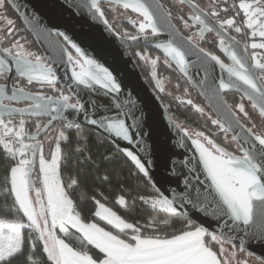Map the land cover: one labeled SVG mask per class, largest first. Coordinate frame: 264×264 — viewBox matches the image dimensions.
<instances>
[{
    "label": "snow or ice",
    "instance_id": "6c2138e0",
    "mask_svg": "<svg viewBox=\"0 0 264 264\" xmlns=\"http://www.w3.org/2000/svg\"><path fill=\"white\" fill-rule=\"evenodd\" d=\"M117 3H122L125 9L130 8L143 17L139 21L141 33L151 29L153 35L157 34L160 31L159 22L167 21L171 16V12L159 13L162 6L158 4L153 6L146 3V0H117ZM179 3H187L190 6L192 13L188 19L200 26L197 35L202 37L204 32L214 30L205 18L209 16L219 18L220 13L216 10L218 5L215 0L207 11L195 0H179ZM9 7L19 11L15 0H0V22L5 25L0 31L11 35L15 21L6 16ZM91 7L100 16L104 15L98 0H92ZM238 7L244 17L242 25L238 26L234 18L218 19L219 28L225 31L232 28L237 33L247 28L253 40L250 47L253 50L264 49V0H250V2L240 0ZM236 14L240 15V12ZM178 19L186 27L192 26L183 16ZM132 23L135 24L136 21ZM257 37L261 42H255ZM129 38L135 40L137 37ZM65 40L75 49V58L66 49H62V52L67 54L68 61L73 65L72 77L77 85L92 87L95 84L111 93L120 92V85L107 68L94 59L86 57L84 52L67 37ZM191 40L192 37H189V43ZM232 40L236 42L235 37H232ZM220 46L232 60L231 65H225L216 55L204 53L229 74L227 82L220 80L218 89L242 90L248 99L253 101V107L259 106L260 115L264 117V57L253 51L252 65L249 66L244 57L238 55L231 46L225 45L223 37L220 39ZM157 47L162 48L181 71L185 70L186 51L173 41L158 44ZM199 51L204 52L203 49ZM0 52L4 54L0 56V75L11 71L6 59L10 57L16 73L20 77H26L28 83L35 80L55 85L56 75L52 67L43 63L39 56L29 59L32 54L23 50L19 40L14 41L9 47L0 49ZM152 63L155 64L156 61L153 60ZM253 69H258L259 72ZM218 89H213L215 95H218ZM69 91H72L71 86ZM18 94L32 100L33 103L28 109H8L7 106L0 104V117L5 111L11 115L12 112L23 113L30 110L35 115L56 113L52 115V120H55L67 109L76 112L87 111L85 104L79 98L72 103L70 102L72 96L64 94L63 91L58 97L53 98L40 93H25L24 88L13 86L12 96L8 98L16 99ZM5 96V87L0 85V99ZM187 102L192 103L191 100ZM121 107L120 104L116 105L117 109ZM237 107L240 112L248 116L243 104ZM197 111L203 112V109L197 107ZM128 115L129 112L119 111L114 116L102 114L99 118L90 119L89 123L131 143L134 139L132 129L136 125H129L126 119L122 118ZM212 123L219 125L225 133L230 131L233 125L241 129L243 136L240 133L232 136V140L237 143L239 155L217 144L213 139L205 136L204 132L197 131L189 135L188 130L183 129L199 156L195 163L191 160L182 163L186 165L191 163L190 173L197 172L198 165H202L203 172L211 181L209 188L212 191L209 192L207 188L201 191L197 185L203 182L197 175L194 176L195 183L185 177L184 190L178 196L174 193L171 199L159 193V190L153 196H140L139 199L145 204L150 203L153 210L165 214L163 219L157 220L154 216L141 223L139 220L130 222L118 215L95 195L88 197L94 202V211L91 217L86 219L72 198V189L78 186V181L72 178L65 185L60 175L61 142H67L69 137L63 131L59 133L54 141L55 149L50 153L51 159L48 160L44 155L43 144L37 138L41 131L39 123L35 125V134L28 136L33 142L26 143L23 119L16 125L11 119L5 121L0 118V146L15 160L5 178L4 192L13 199L11 211L14 217L0 218V264H12L14 259L23 255L26 241L30 251L28 261L32 260L38 242L42 246L43 254L46 255L47 264H247V261L237 259L235 245L232 251L225 247L226 244L231 243V236L222 231L219 234L216 231H209L191 219H186L183 228L173 232L171 236L155 234L161 225L170 228L172 218L184 215L181 209L187 205L196 206L200 211L211 214L217 219L227 217L232 224L229 225L225 221L224 226L230 230L240 228L242 224L246 233L249 228L264 233V133H256L252 127L245 128L235 118H232V122L227 127L219 120H213ZM66 127L78 129L79 125L70 121ZM44 128L47 135V131L51 129V121ZM124 151L139 171L148 177L149 172L142 159L133 151L127 149ZM104 180L107 181L108 177L105 176ZM84 198L82 196V199ZM116 203L125 205V198L118 197ZM146 229H151L153 234H145ZM33 235L35 240L32 239ZM72 239H75L77 246L70 242ZM213 244L219 246L218 250L213 249ZM93 249L98 255L92 254ZM239 252H244L243 242Z\"/></svg>",
    "mask_w": 264,
    "mask_h": 264
},
{
    "label": "water",
    "instance_id": "95a60500",
    "mask_svg": "<svg viewBox=\"0 0 264 264\" xmlns=\"http://www.w3.org/2000/svg\"><path fill=\"white\" fill-rule=\"evenodd\" d=\"M102 2L123 5L117 3V0H98L100 8ZM15 3L19 11L17 12L13 8L14 11L32 34L56 75L55 84L64 87L74 99L79 98L85 104L87 111L76 112L67 109L61 115H58L55 120H52V115H56V113L35 115L30 110H26L23 113L12 112L9 115L8 111H5L0 118L14 115L33 118L48 117L49 120L45 125H48L51 121V127L57 121H71L74 124L99 132L120 148L124 154V150L127 149L138 155L148 169L149 176L146 178L156 190H159V193H163L170 199L174 193L178 196L184 190L185 177L195 183L194 176L198 175L200 181L203 182L197 185L201 188V191L203 192L206 188L209 192L212 191L209 188L211 181L203 172L202 165H198L197 172L190 173L191 163L187 165L182 163L190 160L195 163L199 153L192 144L191 139L185 136L183 131L185 128L176 121L164 105L158 92L160 90L158 77L154 74L156 85V88H154L143 75L130 50V46L146 45L157 49L196 89L216 119L223 123L225 127L232 122V118H235L245 128H248L249 126L239 118L237 112L226 100L225 91H237L244 96L246 95L242 90L236 88L218 89L220 80L223 79L227 82L229 74L216 61L205 56L204 53L209 52L193 40L189 43V37L178 28L172 17H168L167 21L161 20L159 22L160 31L157 34L153 35L151 31L147 33L139 31L140 33L136 35L137 38L133 40L121 35L107 20L105 14L100 16L91 7L92 0H15ZM146 3L153 6L161 5L159 13H168L160 0H146ZM205 19L214 31L229 41L232 49L237 52L239 45L224 30L220 29L211 18ZM60 33H63V35H60ZM65 37L76 44L86 57L94 59L112 73L116 82L120 85L121 90L119 93L108 92L95 84L92 87L76 84L72 77L73 65L68 61L67 54L62 52V49H66L74 57L70 50L71 45L68 44ZM169 41H173L182 50L186 51L187 66L184 71H181L176 62L168 57L162 48L157 47L158 44H166ZM71 49L75 53V49ZM200 49H203L204 52H200ZM1 54L2 52H0V56L4 55ZM241 54L245 58L246 64L251 66L252 63L245 48L241 51ZM6 59L11 61L9 57H6ZM221 61L228 65L223 60ZM253 71L258 72L259 70L253 69ZM3 86L6 93L4 98H6L8 93H12L13 87L10 86V82ZM69 86H71L72 91H69ZM214 88L218 89V95L214 94ZM25 93L32 92L25 91ZM17 96L23 97L19 94ZM3 99H0V102ZM28 100L33 102L30 99ZM250 102L253 103L252 100ZM117 104L122 105V107L117 109ZM7 108L28 109V107L16 108L13 106H7ZM256 108L259 111V106ZM118 111L129 112L127 117L122 116V118H125L129 125H136L132 129L134 139L131 143L110 135L96 125L89 123L92 118H99L102 114L114 116ZM133 117L136 119H133ZM35 132H30L29 135L35 134ZM228 133L231 137L237 133H240L241 136L244 135L241 129L235 127V125ZM44 135L45 128L43 127L37 138L41 141ZM189 135L191 134L189 133ZM193 138L195 137L193 136ZM221 146L225 147L224 145ZM236 154L239 155V153ZM181 211L186 217L209 229V231H216L218 234L222 231L231 236L232 241L230 244L235 245V248L239 249L241 242H243L244 252L264 264V233L260 230L249 228L246 233L242 224L240 228L230 230L224 226L225 221L229 225L232 224V221L228 220L227 217L217 219L211 214H205L193 205H187Z\"/></svg>",
    "mask_w": 264,
    "mask_h": 264
},
{
    "label": "trees",
    "instance_id": "16d2710c",
    "mask_svg": "<svg viewBox=\"0 0 264 264\" xmlns=\"http://www.w3.org/2000/svg\"><path fill=\"white\" fill-rule=\"evenodd\" d=\"M174 73L184 82L192 98L184 101L159 92L164 105L171 115L189 132H191L192 128H197L212 136L218 144L224 145L231 151H237V143L232 140L230 134L228 132L225 133L219 129L220 127L217 124L212 123L213 120L217 119L209 111L196 89L179 72L175 71ZM188 100H191L192 103L189 104ZM197 107L202 108L203 112L197 111ZM14 119L17 120L19 118ZM25 120L30 132H35L36 122L28 118ZM248 120L246 121L248 122ZM59 126L61 124H55L49 130L56 129ZM61 130L69 137L67 142H61V178L65 185L72 178L78 181V186L72 189V198L86 219L90 218L91 213L94 211V202L88 199L92 195H95L102 203L111 207L118 215L130 222L139 220L141 223H145L154 216L157 220L165 218V214L158 213L157 210H153L151 206L139 199L140 196L156 195L157 190L144 174L139 171L134 162L113 142L101 133L82 126H79L78 129L75 127L67 128L66 124H63ZM59 133L60 128L53 138V146H55L54 141ZM14 163L15 161L0 146V218L3 219H12L14 217V213L11 211L13 199L4 192L6 186L5 178L9 168ZM105 176L108 177L107 181L104 180ZM101 193L102 195H100ZM82 196L85 198L82 199ZM120 196L126 199L125 206L116 203ZM186 219L189 218L185 215L176 216L172 218V226L170 228L161 225L155 234L171 236L173 232H178L183 228ZM145 234H153V231L146 229ZM32 239L35 240V235H33ZM70 242L77 246L75 239ZM212 247L214 250H218L219 246L213 244ZM29 254L30 251L26 241L24 254L14 259L12 264H47L46 255L43 254L42 246L38 242L31 261H28ZM92 254L98 255L94 249Z\"/></svg>",
    "mask_w": 264,
    "mask_h": 264
},
{
    "label": "flooded vegetation",
    "instance_id": "af4514ba",
    "mask_svg": "<svg viewBox=\"0 0 264 264\" xmlns=\"http://www.w3.org/2000/svg\"><path fill=\"white\" fill-rule=\"evenodd\" d=\"M160 2L165 7L167 12H171L170 17H172V19L174 20L178 28L186 36L192 37V40L195 43H197L199 46H201L203 49H205L207 52L211 53L212 55L218 56L221 60H223L228 65H231L233 63L232 60L229 58V56L226 55L225 52L221 50V46H220L221 37L224 38L225 45L230 46L229 41L224 36H221L214 30L211 32H208V31L204 32L202 37L200 35H197V33L199 32L200 26L198 24H194L191 20L188 19L192 13V10L187 3L180 4L179 0H160ZM195 2L198 3L202 8H204L207 11L210 8V6L213 4L214 0H195ZM215 2L218 5L216 10L219 11L220 13L219 18L211 17V16L206 17V18L208 19L211 18L217 26H219L218 19L222 20V19H227V18H234L238 26L242 25V21L244 17H243L242 11L238 7L240 0H215ZM248 2H250V0H248ZM100 5L104 9L106 17L108 18L110 17L109 20L111 24L121 35L129 38L131 36H136L140 33L138 30L139 24L138 23L134 24L132 23V20L127 18V17H142L138 13L133 12L132 10H129V9H125L124 7H119L116 4L111 3V2H102L100 3ZM233 5H235V7H233ZM224 9H228V11L225 12ZM237 12H240V15H237L236 14ZM6 16L15 21L14 31L11 35H8L7 32L0 31V49L4 47H9L14 41L19 40L20 44L22 43L27 44L26 46L27 48L23 47V50L26 53L32 54L31 56L28 57L29 59H34L35 56L39 55L41 57L42 62L49 65L48 59L46 58L42 50L39 48L32 34L25 27L23 21L21 20V18L18 16V14L14 11L12 7H9L7 9ZM180 16H183L185 20H188V23L192 26L186 27L185 24L180 19H178V17ZM115 18H117L118 20ZM4 27H5L4 23L0 22V29H3ZM144 32L147 33L146 30ZM224 32H226V34H228V36H230L231 38L235 37L236 42H238V43L236 42L235 43L239 45L237 49L238 55L241 56L242 55L241 51L244 50L245 48L251 63H252L251 54L253 51H256L260 56L264 57V49L253 50L250 47V44L253 42V40L250 37V30H248L247 28H244L243 31L240 33L235 32L234 29L232 28H228L227 31L224 30ZM255 42L257 43L261 42L259 37L255 38ZM138 46L144 47L146 45H132L130 46V50L134 58L136 59L137 63L139 64L140 69L143 75L146 77L147 81L154 88H156L155 80H154L155 78L154 74L157 76V72L155 71L156 69L153 68L152 64L150 63L148 64L144 62L143 59H141L140 53L138 51L139 49L137 48ZM146 47H150V46H146ZM70 50L74 54V51L71 48ZM8 62H9L8 66L11 69V71H6L5 74L0 75V85H4L10 82L11 87L13 86L22 87L24 88L25 91H29L32 93H40L43 96H51L53 98L58 97L61 91H63L64 94L66 95L72 96L64 87H62L59 84H55L54 86H52V85L47 84L46 82H40V81H35V80L32 83H28V80L26 77H20L18 73H16L14 63H12L9 59H8ZM163 67H166V66L163 65ZM175 71L177 70L175 69ZM11 96H12V93H8L7 97L4 98L0 102V104H3L5 106H13L16 108H24V107H28L30 104L33 103L29 101L28 99H25L20 96H17L16 99H9L8 97H11ZM225 98L230 103V105L234 108V110L237 112L239 118L245 124H247L249 127H252L253 131L256 133H264V119L260 115V112L258 111V109L256 107H253V103L250 102V100L246 96H244L243 94L237 91L226 90ZM75 100L76 99L72 97V100L70 102L74 103ZM240 104L244 105V109L248 113V116H245L244 113L239 111V108L237 107V105H240ZM13 117L23 118V119L28 118L30 120H34L36 123L45 121V124L49 120L48 117L33 118V117L18 116V115L11 116V118ZM245 119L246 120L249 119L248 122ZM55 124L56 125L61 124L62 126L63 124L67 125L68 122L57 121L53 125ZM44 125L41 127V129L44 127ZM234 152L239 153L238 151H234ZM235 251L239 252V249L235 248ZM252 258L257 262V264H262L260 261H258L254 257Z\"/></svg>",
    "mask_w": 264,
    "mask_h": 264
},
{
    "label": "rangeland",
    "instance_id": "374dc122",
    "mask_svg": "<svg viewBox=\"0 0 264 264\" xmlns=\"http://www.w3.org/2000/svg\"><path fill=\"white\" fill-rule=\"evenodd\" d=\"M116 5L119 7H123V5H120V4H116ZM101 8H102V6H101ZM102 10L104 12L103 8H102ZM129 10H131V9L129 8ZM104 14H105V12H104ZM105 17H106V14H105ZM106 18L110 22V20H109L110 17L109 18L106 17ZM127 18H129L132 21H136V23H138V24H139V21H141L143 19V17H127ZM115 19H117V18H115ZM146 31L150 32L151 30L146 29ZM22 45L24 48H27L26 47L27 44L22 43ZM137 48L139 49L138 51L140 53L141 59H143L144 62H146L148 64L149 63L152 64L153 68L156 69L155 71L157 72L158 81L160 83L159 92L161 94H163V95L166 94V95L172 96L175 99L179 98V99L184 100V101L189 99V98H192V96L190 95V91H189V89L186 88V85L184 84V82L180 79L179 76H177V74L174 73L175 68L172 65V63L161 52H159L157 49H155L156 50L155 51L154 48L146 47V46H144V47L138 46ZM75 56H76V54L74 53V58H75ZM153 60L156 61L155 64L152 63ZM163 65H165L166 67H163ZM12 119L15 123L19 124L20 118L17 120H15L14 118H12ZM23 120H24V122H27L25 119H23ZM35 124H37V123H35ZM39 124L42 127L45 124V121H41V122H39ZM59 128H60V132H61L62 131L61 126H59V127H56V129L49 130L48 131L49 133L44 138H41V142L43 144L44 155H45V158L48 160L51 159V155H50L51 151H53L55 149V146H53L52 142H53V138L56 136ZM34 129L36 131V128H34ZM197 131H200V130H198L197 128H192L191 132H189V131L188 132L192 135L193 133H195ZM201 132H203V131H201ZM204 134H205V136L213 139V137L208 135L207 133L204 132ZM226 137H228V135H226ZM61 158H62V153H61ZM37 186H39V185H37ZM34 196H35V194L33 193V197ZM225 247L229 251L233 250V247L230 244H226ZM237 259L247 261V264H257V262L251 257V255H249L246 252H242V253L237 252Z\"/></svg>",
    "mask_w": 264,
    "mask_h": 264
},
{
    "label": "built area",
    "instance_id": "2783aa9c",
    "mask_svg": "<svg viewBox=\"0 0 264 264\" xmlns=\"http://www.w3.org/2000/svg\"><path fill=\"white\" fill-rule=\"evenodd\" d=\"M2 119H4L5 121L11 119V120L13 121V119H12L11 117H3ZM21 119H23V118H20V120H21ZM13 122H14V121H13ZM14 124L18 125V123H15V122H14ZM24 127H25V132H26V135H25V142H26V143H32V141H30V140L28 139V136H29V134H30V129H29V126H28L27 122H25ZM1 147H2V146H1ZM2 148H3V147H2ZM14 161H15V160H14ZM147 205L151 206L150 203L147 204Z\"/></svg>",
    "mask_w": 264,
    "mask_h": 264
},
{
    "label": "crops",
    "instance_id": "0c3cea01",
    "mask_svg": "<svg viewBox=\"0 0 264 264\" xmlns=\"http://www.w3.org/2000/svg\"><path fill=\"white\" fill-rule=\"evenodd\" d=\"M60 163H61V161H60ZM61 175V174H60ZM62 179V178H61ZM125 202H126V199H125ZM125 205H126V203H125ZM125 205H122V206H125Z\"/></svg>",
    "mask_w": 264,
    "mask_h": 264
}]
</instances>
